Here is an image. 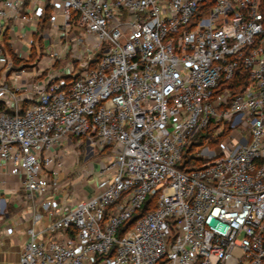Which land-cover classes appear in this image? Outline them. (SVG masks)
<instances>
[{"label": "built area", "instance_id": "2783aa9c", "mask_svg": "<svg viewBox=\"0 0 264 264\" xmlns=\"http://www.w3.org/2000/svg\"><path fill=\"white\" fill-rule=\"evenodd\" d=\"M9 204L16 264H264L260 0H0Z\"/></svg>", "mask_w": 264, "mask_h": 264}, {"label": "crops", "instance_id": "0c3cea01", "mask_svg": "<svg viewBox=\"0 0 264 264\" xmlns=\"http://www.w3.org/2000/svg\"><path fill=\"white\" fill-rule=\"evenodd\" d=\"M7 214L0 219V264H16L22 244L26 241L24 232L27 212L17 206L8 205ZM12 226L11 235L6 234V227Z\"/></svg>", "mask_w": 264, "mask_h": 264}, {"label": "trees", "instance_id": "16d2710c", "mask_svg": "<svg viewBox=\"0 0 264 264\" xmlns=\"http://www.w3.org/2000/svg\"><path fill=\"white\" fill-rule=\"evenodd\" d=\"M260 11L264 15V0H260ZM245 84H246V81H245ZM209 132H210L209 130H206L203 133H200V134L194 136V138L191 141V144L189 145L188 151H191V150H193L194 147H196L198 145H202V144L206 143V141H209L211 139ZM184 161L187 164H190V163L191 164L192 163L198 164V162L196 160L191 161V159L188 157V155H185Z\"/></svg>", "mask_w": 264, "mask_h": 264}, {"label": "rangeland", "instance_id": "374dc122", "mask_svg": "<svg viewBox=\"0 0 264 264\" xmlns=\"http://www.w3.org/2000/svg\"><path fill=\"white\" fill-rule=\"evenodd\" d=\"M30 60H33V59H30ZM62 62V61H60ZM17 64V62H16ZM210 132V140L209 141H206V145L207 147L211 148V149H218V143L221 139H223V137L225 136V133H227V130L226 128L222 131V134H218L217 135V128H215L214 126L210 127V129H208ZM199 163H201V161H198Z\"/></svg>", "mask_w": 264, "mask_h": 264}]
</instances>
